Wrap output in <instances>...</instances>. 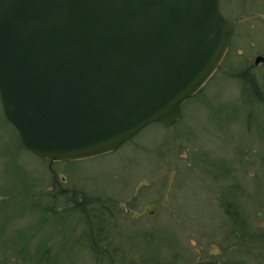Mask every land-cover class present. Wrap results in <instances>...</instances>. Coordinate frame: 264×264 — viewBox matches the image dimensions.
I'll return each instance as SVG.
<instances>
[{"label":"rangeland","instance_id":"obj_1","mask_svg":"<svg viewBox=\"0 0 264 264\" xmlns=\"http://www.w3.org/2000/svg\"><path fill=\"white\" fill-rule=\"evenodd\" d=\"M219 11L233 23L232 39L210 79L181 103L180 119L150 123L112 152L42 159L21 144L0 99V200L10 189L15 196L6 235L25 227L35 235L31 251L45 238L52 264H264L255 242L249 253L240 248L241 229L232 231L224 207L233 188L247 230L264 233V0H219ZM43 207L70 210L67 222L78 215L77 229L65 235L50 228L53 219L38 229ZM89 233L96 249L76 242ZM0 236V264H14L11 255L28 264L1 249L12 240Z\"/></svg>","mask_w":264,"mask_h":264},{"label":"water","instance_id":"obj_2","mask_svg":"<svg viewBox=\"0 0 264 264\" xmlns=\"http://www.w3.org/2000/svg\"><path fill=\"white\" fill-rule=\"evenodd\" d=\"M233 30L219 0H0L4 116L42 159L112 152L180 119Z\"/></svg>","mask_w":264,"mask_h":264},{"label":"trees","instance_id":"obj_3","mask_svg":"<svg viewBox=\"0 0 264 264\" xmlns=\"http://www.w3.org/2000/svg\"><path fill=\"white\" fill-rule=\"evenodd\" d=\"M247 79H248L250 85H252L253 87H256L257 91H255V93H256L255 95H257L258 88L255 85L253 78L250 80L249 76H248ZM225 166L223 168H225ZM220 168L221 167H218V169H220ZM230 169H232V168H230ZM225 171L227 173L230 172L229 168H225ZM7 193H8L7 196L4 197V199L0 200V232H1L0 234H2V236H4V235L8 236V235H6L7 233L5 230L7 229L6 227H8L9 223L3 221V216H8L7 215L8 213L5 210V208H6V205L9 204V202L11 200H13L15 197L13 194V191L11 189L8 190ZM236 193L237 192L233 188L226 192V198L228 196V197H231V199H229V202L224 203V207H225V213L228 215L230 222L233 223V225H234L232 231L235 229H238V228H239V230L241 229L240 231H237V234H235V236H237L240 240L238 244L240 245V248L242 250H245L247 253H249V250L251 248V244L254 242L256 243L257 248L260 249V247H261V249L264 251V233L259 234V235H257V234L254 235L253 232L247 230V228H246L247 225L245 222L246 221L245 212L242 209H239L237 205L233 204V202L234 203L238 202V196L236 195ZM34 196L36 199V195H34ZM230 206H234V207L231 209ZM42 209L44 210V213L42 216L39 217L36 224L34 225L37 228L39 227L38 229H40L41 226H45V225L48 226L47 224L51 221L50 219H53V221L50 222L51 223L50 228L51 227L52 228L57 227L56 230L60 231V229H58L60 226V228L65 231V235H67L70 232V229H72V228L74 230L77 229L75 220H78V218H77L78 215H76L77 216L76 219L74 218L73 220H70L69 222H67V220L65 219L66 214L71 213L70 210L65 212V213L64 212L60 213L58 215V213L52 214L51 211L49 212L47 207H43ZM83 212L84 211L82 210V213ZM73 214H76V213H73ZM10 217H12V216H10ZM91 227H92V225H91ZM236 227H238V228H236ZM88 228H90V227L88 226ZM15 231H16L15 234H19L20 232H23L22 234H24V235L23 236L18 235L15 237L8 236V238H10L9 240H12V241L6 242L5 244L3 242L1 245V249L5 248V247H9V248L13 249L15 254L17 252V255L19 253H22L24 255L25 261L28 264H52V263H54V261H56V260L52 259L50 256L44 255V251H42V250H44V249H42L43 244H45V242H46L45 238H44V240L40 239L41 241L38 242V245H36V247L34 246L35 247V249H33L34 251H31L30 241H31V239L34 238L35 235L29 233L30 231H26V228L22 227V226L18 227V229L16 228ZM3 232H4V234H3ZM49 234H51V233L49 232ZM81 238L82 237H80L79 240L76 241L77 244H81V243H84L85 245L88 244V247L92 248V249H94L96 247L95 244L93 243V241L91 240L93 237L90 235V233L86 235V238H84L85 240H81ZM255 240L256 241L261 240L262 241L261 243H263V244L261 245V243H260V245H258ZM2 246H3V248H2ZM63 248H64L63 245H61L59 251H57V252L63 251ZM46 250H48V249H46ZM228 250H229V248H228ZM11 256H12V258H9V260L11 259V261H13V263L15 264L16 259L13 255H11ZM5 263L7 264V262H5ZM227 264H234V263L229 262Z\"/></svg>","mask_w":264,"mask_h":264}]
</instances>
